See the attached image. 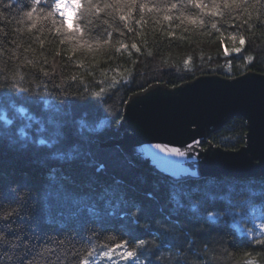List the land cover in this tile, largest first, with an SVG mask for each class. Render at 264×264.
I'll return each instance as SVG.
<instances>
[{"label":"trees","instance_id":"1","mask_svg":"<svg viewBox=\"0 0 264 264\" xmlns=\"http://www.w3.org/2000/svg\"><path fill=\"white\" fill-rule=\"evenodd\" d=\"M55 2L13 0L8 9L3 8L8 0L0 4L7 16L0 20V212L20 205L17 215L0 219L7 239L19 237L15 246L0 242V264H28L40 257L42 247L65 239L83 247L67 264L83 259L93 264L105 244L128 240L132 250L140 239L156 241L136 250L135 260L144 258L146 264H264V245L257 243L264 239V176L174 182L135 165L110 144L122 135L130 95L151 84L172 87L205 74L264 73V8L253 9L251 0L227 9L223 0H91L94 7L85 11L89 0H81L79 9L73 0H64L75 13V31L67 28L64 13L52 7ZM30 9L31 18L24 15ZM74 75L75 81L70 79ZM16 84L29 91L17 90ZM101 88L100 97L64 95ZM57 131L62 135L56 136ZM246 132V119L233 117L211 134L208 144L238 149ZM41 139L49 143L40 145ZM70 151L91 155L69 160ZM92 160L97 164L89 166ZM100 163L105 167L97 172ZM53 170L67 192L86 197L87 204L95 202L101 214L81 213L61 226L56 220L66 209L55 202L51 209L44 207ZM113 191L106 208L99 197L109 199ZM24 192L28 198L20 201ZM174 192L183 208L176 207ZM193 203L199 213L190 211ZM133 205L143 209L140 220L148 229L125 227L121 216L136 211ZM111 210L115 216L108 215ZM208 213L217 220H208ZM90 233L98 234L96 241ZM110 235L117 240H109Z\"/></svg>","mask_w":264,"mask_h":264},{"label":"water","instance_id":"2","mask_svg":"<svg viewBox=\"0 0 264 264\" xmlns=\"http://www.w3.org/2000/svg\"><path fill=\"white\" fill-rule=\"evenodd\" d=\"M247 122L246 141L238 149L208 144L214 131L233 117ZM119 146L135 165L171 181L219 175L264 176V73L246 71L235 77L199 75L170 87L155 83L130 95L125 103ZM198 142V143H195ZM156 144L187 149L186 157L159 156ZM188 168L178 179L170 171Z\"/></svg>","mask_w":264,"mask_h":264},{"label":"snow or ice","instance_id":"3","mask_svg":"<svg viewBox=\"0 0 264 264\" xmlns=\"http://www.w3.org/2000/svg\"><path fill=\"white\" fill-rule=\"evenodd\" d=\"M246 2V0H223V6L224 8H235L240 6L241 4H244ZM3 3V0H0V4ZM33 3L36 5H39V0H33ZM13 4V0H8V3L6 5H3L4 9H8L11 8ZM73 4L74 7L76 9H79L82 7L81 5V0H73ZM129 7H131V4L128 5ZM198 6H203L200 5L198 3ZM56 11H62L64 13V15L66 16V21L64 23H66V26L69 30H75V31H79V29L76 27L75 23H74V16L75 13L73 12L72 8H70L68 5L65 4L64 0H56L55 4L52 6ZM94 7L91 4V0H89V3L87 4V6L85 7V11H87L88 9ZM143 7V5L141 6ZM172 7H175V5H172ZM251 7L253 9L257 8V7H261L264 8V0H251ZM213 12H217L218 9L214 6L211 9ZM245 11L247 12L248 9L247 7L245 8ZM25 16L31 18L34 16V10H29L27 11L25 14ZM48 16L51 17L53 16V12L49 11L48 12ZM6 12L3 10H0V20L6 19ZM167 18V17H166ZM213 27H215V25H213ZM245 43V41L241 38L240 40V44L243 45ZM133 48L136 47L135 44L132 45ZM233 51L235 52H239L240 49L239 48H235L233 49ZM28 63H31V61H29ZM41 72H43V75L46 77H50L51 73L44 69L41 68L40 69ZM54 71V69H53ZM70 79L72 80H76L77 76H72L70 77ZM115 79V78H114ZM2 86V85H0ZM14 86L17 90L22 91V92H28L29 89L28 88H22L19 86V84L16 85H12ZM45 91H47V87H45ZM105 89L101 88L99 91H95V92H89L87 89H85L84 92H65L64 95H84V93H88L89 95L92 96H96V97H100L103 93H104ZM82 127H85V125H83V122H81ZM89 131H92L91 129H89ZM56 136H60L62 135L59 131H57L55 133ZM57 141H53L52 143H56ZM38 143L40 145H44V144H48V141H45L43 139L39 140ZM198 143V142H195ZM49 147H51V144H49ZM150 148H154L156 150V152H146V155L151 156L152 158L154 156H159V157H163L165 159H167L170 156H179V157H186L188 155V150H190L193 145H188L187 149L184 151H181L180 148L177 147H169L168 145H160V144H156L154 146H149ZM60 159H64L65 158V154H58ZM80 155H91L90 152L88 153H81V152H77L75 155L73 154V151H70L66 154L67 159L72 160L74 158H78ZM93 164H97V162L95 160H92L89 162V166H92ZM104 164L100 163L97 165L96 167V171L100 172L103 171L104 169ZM54 171L53 170V174L49 175V180L52 182L49 185L45 186V191L43 193V200H44V207L46 210L51 209V207L53 206L52 203L50 202H55L56 204H59L61 206H63L66 209V212H62L59 214L60 218L57 219L56 221L58 223L61 224V226H63L66 222L71 221V220H77L78 217L80 216L81 213H86L88 216L90 217H98L101 214V210L99 208V206L93 202L92 204H87L86 197H77L75 195H73L72 193H69L65 190L63 184L59 183V181H57L56 176L54 175ZM191 172L190 169L188 168H181L178 171H170V174L175 177V178H179L181 175H187ZM192 175H196L195 172H191ZM62 179H68V177H62ZM107 191V190H106ZM29 193L28 192H24L21 193L19 195V200L20 201H24L27 200ZM109 195V199H104V196H100L99 199L102 200L104 202V206L110 207L112 205V197L115 196V191L108 193ZM184 195H187V193H184ZM173 199L176 202V207L177 208H183L184 204L181 201V198L179 195H177L175 192L173 193ZM120 200H123V196H120ZM119 203L120 201L118 200L116 203V207H119ZM127 203V202H125ZM133 207L136 208V211L131 212L130 214L126 213L124 215L121 216V219L124 221H127V224L125 225V227H129L131 225H134L136 228H143V229H148L150 227V225L148 223H142L140 220V215L143 212V209L140 208L139 206L133 205ZM20 210V205L18 204L16 207H10L8 208L6 211H2L0 212V219H8L9 217H13L15 215H17L19 213ZM190 211L194 212V213H199L200 212V208L196 203H193L190 206ZM30 215V213H29ZM109 216H115L116 212L115 210H111L108 212ZM207 218L210 221L215 222L217 220V216L215 213H208L207 214ZM47 221L48 222H52L53 218L51 215L47 216ZM6 227L8 228H12V227H16L19 228L20 225H12V224H8L6 225ZM262 227H264V225H262ZM97 233H90V236L93 238L94 241H96V237H97ZM16 239H19V237L15 238L13 241V246H15V242ZM109 240L111 241H116L117 237L115 235H110L108 237ZM140 241H143L141 243H138ZM136 244H134L132 250H130V245H129V241L128 240H120L118 243H112L110 246L105 244L104 248L106 250L102 251L100 253L101 257L103 260H107L109 262V264H136L135 257H136V250L138 248L143 247L146 243H151L153 245H155L156 241L152 240V241H147L145 239H140ZM257 243L264 245V239H260L257 241ZM95 247V245H93V248ZM83 251V247L81 248H76L74 247L70 241H68L67 239L65 240H61L58 242L57 245L52 246V245H46L44 247L41 248L40 252V257L35 259V260H31L28 262V264H45V258H48L50 260V264H67V261H69L71 258L79 256ZM92 255V250L88 251V257H91ZM9 259H11V256H9ZM79 264H89V260L87 259H83L80 260Z\"/></svg>","mask_w":264,"mask_h":264},{"label":"clouds","instance_id":"4","mask_svg":"<svg viewBox=\"0 0 264 264\" xmlns=\"http://www.w3.org/2000/svg\"><path fill=\"white\" fill-rule=\"evenodd\" d=\"M0 242L4 243V244H9V243H12L13 244V241L9 240L6 238V234L4 231H0ZM143 241H140L138 243H141ZM136 264H146V260L144 258H140L136 261Z\"/></svg>","mask_w":264,"mask_h":264},{"label":"rangeland","instance_id":"5","mask_svg":"<svg viewBox=\"0 0 264 264\" xmlns=\"http://www.w3.org/2000/svg\"><path fill=\"white\" fill-rule=\"evenodd\" d=\"M102 260L103 259L101 258V255H96V260L93 264H103ZM103 262H105V261H103ZM89 264H92V263L89 262Z\"/></svg>","mask_w":264,"mask_h":264}]
</instances>
